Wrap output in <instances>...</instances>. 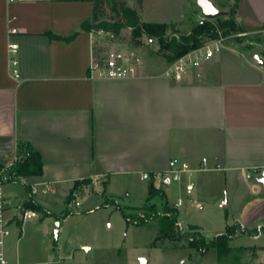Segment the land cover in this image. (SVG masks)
<instances>
[{"label":"crops","instance_id":"crops-1","mask_svg":"<svg viewBox=\"0 0 264 264\" xmlns=\"http://www.w3.org/2000/svg\"><path fill=\"white\" fill-rule=\"evenodd\" d=\"M93 10L91 0H0V163L13 159L18 141L43 160L41 174L4 184L11 200L6 264H115L62 255L54 229L67 207L57 214L52 197L69 195L77 180L107 188L137 175L169 184L175 160L187 171H222L227 185L260 190L246 171L264 166V63L223 45L181 80L165 74L170 61L159 55L141 56L134 77L102 78L90 66L103 34L80 29ZM237 21L249 32L264 28V0H240ZM10 43L19 45V76ZM47 183L43 199L27 191ZM31 198L44 209L24 216L19 205Z\"/></svg>","mask_w":264,"mask_h":264},{"label":"rangeland","instance_id":"rangeland-1","mask_svg":"<svg viewBox=\"0 0 264 264\" xmlns=\"http://www.w3.org/2000/svg\"><path fill=\"white\" fill-rule=\"evenodd\" d=\"M211 1L227 12L220 18H227L230 3L227 0ZM127 3L136 6V0H127ZM140 14L143 20L176 22L181 32L191 31L202 17L196 0H143ZM130 36V28L124 29L117 37L103 33L102 56L106 54L110 42L113 46L116 43L123 51L133 49L127 46ZM143 40L145 44L137 50L139 55H158L157 42L146 36ZM222 43L264 63V28L255 32L246 30L242 36L226 34ZM170 175L169 184H163L159 179L155 183L158 188L162 186L169 204L178 209L180 229L187 231L192 225L198 226L211 240L225 232L228 225L238 223L237 235L230 239L228 250L219 251L212 247L202 253L184 240L159 237L163 209L158 195L153 198L158 215L141 224L128 221L116 204H106L105 198L113 195L126 213L137 215L142 211L151 180L133 175L124 185L115 182L112 187L104 188L100 182H94L78 196L80 205H76V197L74 202H66L68 191L53 195V202H56L59 211L57 214L65 207L71 211L67 218L55 220V229L59 222L57 240L63 257L103 258L115 264H140L141 257L147 259V264H264V232L261 233L259 228L264 223V185L257 181L256 176L248 180L259 186L258 192L247 189V186L243 188L242 181L240 186L227 185L222 171L192 169L181 172L178 180L173 179V173ZM191 181L193 189L187 192L186 185ZM37 195L43 199L50 194ZM179 199L181 203L177 204ZM224 203L227 205L224 206ZM83 242L87 245H81Z\"/></svg>","mask_w":264,"mask_h":264},{"label":"trees","instance_id":"trees-1","mask_svg":"<svg viewBox=\"0 0 264 264\" xmlns=\"http://www.w3.org/2000/svg\"><path fill=\"white\" fill-rule=\"evenodd\" d=\"M94 5L93 14L90 18L80 24V29L103 30L114 37L120 36L126 28L131 29L129 43L136 47H142L145 42L143 37L155 41L158 44L157 54L168 61L172 62L185 53L203 46L206 41L230 33L245 32L243 25L238 23L237 14L240 0H227L230 3V10L227 18L207 19L203 23H198L191 31L181 32L176 22H159L143 20L140 9L143 0H136V6H131L127 0H91ZM112 12V14H111ZM64 37L65 39L73 38L76 33ZM103 46L96 45L94 56L102 57ZM16 159L10 165L0 163V172L8 176L9 182H22L23 177L27 175H39L42 173L43 160L39 151L35 150L29 142L18 141L16 144ZM93 179L85 178L77 180L67 196V202H74L76 193L83 191L84 187L90 186ZM27 191H31V186L26 185ZM158 195L162 202L163 219L162 231L159 237L171 239L172 241L184 240L187 245L204 253L210 248H216L219 251L229 249V241L237 235L236 229L238 223L228 225L226 231L214 236L208 240L200 231L198 226L192 225L189 230L182 231L178 224L179 211L176 207L171 206L168 202L166 192L156 186L150 187L148 196L142 211L135 214H128L122 208L120 203L114 197L107 196L106 204H116L117 208L122 211L128 221L136 224L144 223L158 215V208L153 198ZM23 207L33 210H43V206L34 199H29L23 203ZM71 214L67 207L58 218L67 217ZM258 228V227H254ZM261 232H264V224L259 226ZM245 232V231H243Z\"/></svg>","mask_w":264,"mask_h":264},{"label":"built area","instance_id":"built-area-1","mask_svg":"<svg viewBox=\"0 0 264 264\" xmlns=\"http://www.w3.org/2000/svg\"><path fill=\"white\" fill-rule=\"evenodd\" d=\"M13 1V0H10ZM209 18L205 17L202 14V17L200 19V23H203L205 20ZM99 33H105L110 36H113V34H110L108 32H105L103 30H98ZM220 36L218 38L210 39L206 41V43L198 48H195L178 59L170 62L169 67L167 68L165 74L169 77H172L177 80H181L183 74L189 69V68H198L200 65V61L202 59H208L211 58L215 52H217L222 46V40H223V34L221 31H219ZM238 35H244L245 32H238L236 33ZM111 45V46H110ZM108 46V50L106 54L101 58H97L94 56L92 64L90 66V70L92 73H95L97 76L102 78H112V79H121V78H129L134 77L137 74L138 66L141 63V55L135 51H123L121 49H118V47L111 44ZM18 43H10L8 45V51L10 54V62L13 66V73L16 76H19V59L17 57L18 52ZM16 153L14 154L13 159L6 165L10 166L16 159ZM206 158H203V161H205ZM170 166L176 168V170L173 172V179L178 180L181 177V172L188 170V165L183 164L181 167L177 166L175 160H170ZM264 175V166L254 167L250 170L246 171V178L251 179L256 176L262 177ZM146 178H149V174L145 173L143 175ZM8 176L5 173L0 172V263L6 264L7 258L5 257L4 251H3V245L5 237L8 236L11 232L10 229V218L7 216V209L11 205V200L6 196L4 192V184L8 183ZM187 192H191L193 189V182H189L186 185ZM51 190L50 184H44L41 187L38 186H31L30 194L32 196L37 194H46ZM76 205H80V201L78 200V193H76ZM181 203V199L177 201V204ZM19 209L24 214V216H33L36 215L35 211H31L27 208L23 207V204L19 205Z\"/></svg>","mask_w":264,"mask_h":264},{"label":"water","instance_id":"water-1","mask_svg":"<svg viewBox=\"0 0 264 264\" xmlns=\"http://www.w3.org/2000/svg\"><path fill=\"white\" fill-rule=\"evenodd\" d=\"M197 5L199 6L202 14L209 18V19H214L217 18L221 15H225L227 12L224 10L219 9L211 0H196ZM256 58H258V55H255ZM261 63H263L262 60L259 59ZM257 181L262 183L264 185V175L262 177H258ZM155 184L152 182L150 184V187H154ZM227 204L224 203V206ZM57 228L55 229V235L58 236V226L59 222L56 223ZM140 264H147V259L146 258H140Z\"/></svg>","mask_w":264,"mask_h":264}]
</instances>
